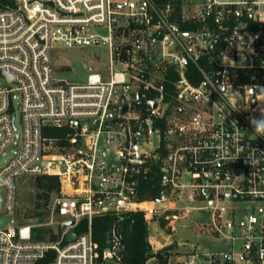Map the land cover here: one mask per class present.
Masks as SVG:
<instances>
[{
    "label": "built area",
    "instance_id": "obj_1",
    "mask_svg": "<svg viewBox=\"0 0 264 264\" xmlns=\"http://www.w3.org/2000/svg\"><path fill=\"white\" fill-rule=\"evenodd\" d=\"M53 46L106 55L85 82H61ZM10 147L1 210L16 179L59 188L49 220L0 228V264H128L129 213L154 253L190 243L166 264H264V0H0V156ZM192 211L208 214L195 225L211 244L169 239ZM106 214L100 248L91 224Z\"/></svg>",
    "mask_w": 264,
    "mask_h": 264
},
{
    "label": "rangeland",
    "instance_id": "obj_2",
    "mask_svg": "<svg viewBox=\"0 0 264 264\" xmlns=\"http://www.w3.org/2000/svg\"><path fill=\"white\" fill-rule=\"evenodd\" d=\"M98 54L100 57L106 55L105 48L102 46L97 47H64V46H53L51 51L52 67H53V78L57 81L68 82V83H83L86 81L89 71L84 67L85 63L92 65V56ZM13 112L16 114L15 125L20 131V119H19V108L17 104L13 106ZM42 133L46 136H53L57 132L54 128L44 127ZM14 149L10 147L4 155L0 156V168L6 163L11 154V150ZM16 201L13 211H4L0 209V228H5L12 221L24 222V223H37L40 222L35 216L38 211L45 214L43 217V222L50 219L48 206L51 198L47 200L43 198H37V189L33 178H21L16 179ZM2 197V194H0ZM39 203L41 206L36 207L35 203ZM208 214L206 212L192 211L189 213L188 218L184 221L186 225L185 228L178 227L175 235L169 238L174 241L176 238L187 239L191 241H200L204 245L211 244L207 237H204L202 230L199 226L195 225V222L206 221ZM152 225V224H151ZM154 227H152L151 234L160 240V243L165 242V239L161 236H165V233L157 231L158 235H154ZM45 228L44 230L47 231ZM54 232L57 234L58 230L56 226H53ZM194 230V232L192 231ZM194 233V234H193ZM48 236L45 234L44 239ZM49 239H51L49 237ZM168 239V240H169ZM111 264V263H106ZM147 264H151L150 261Z\"/></svg>",
    "mask_w": 264,
    "mask_h": 264
},
{
    "label": "trees",
    "instance_id": "obj_3",
    "mask_svg": "<svg viewBox=\"0 0 264 264\" xmlns=\"http://www.w3.org/2000/svg\"><path fill=\"white\" fill-rule=\"evenodd\" d=\"M35 187L37 189L36 197L43 198L47 200L52 198L58 191L59 183L55 176L42 175L33 178ZM36 207L41 206L38 202L35 203ZM40 222H43L44 213L37 212L35 216ZM114 218L108 214L97 215L93 218L91 224L92 236L94 241L101 248L104 244V233L112 224ZM45 227L37 228L34 230V239H44V235L49 229L44 230ZM86 229V222L82 221L75 227V232L79 233ZM122 232H123V255L124 260L128 264H147L150 258L151 264H166L167 260V250L173 247H177L176 243H173L163 249L152 252L149 246L147 237L148 229L144 216L141 213H129L125 215L122 222ZM55 239L54 236L50 237ZM48 259L45 258L41 260L40 264H43Z\"/></svg>",
    "mask_w": 264,
    "mask_h": 264
},
{
    "label": "water",
    "instance_id": "obj_4",
    "mask_svg": "<svg viewBox=\"0 0 264 264\" xmlns=\"http://www.w3.org/2000/svg\"><path fill=\"white\" fill-rule=\"evenodd\" d=\"M84 67H85V65H84ZM152 105L154 106L155 103H152ZM73 223H74L73 221H65V222L62 223V228L66 227V226H69V225H72ZM74 236H75V235H73V237H74ZM177 244H178L179 246H185V245H189L190 243H188V242H186V241H178Z\"/></svg>",
    "mask_w": 264,
    "mask_h": 264
}]
</instances>
